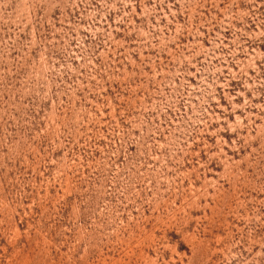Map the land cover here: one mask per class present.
Listing matches in <instances>:
<instances>
[{"label":"rangeland","instance_id":"obj_1","mask_svg":"<svg viewBox=\"0 0 264 264\" xmlns=\"http://www.w3.org/2000/svg\"><path fill=\"white\" fill-rule=\"evenodd\" d=\"M0 264H264V0H0Z\"/></svg>","mask_w":264,"mask_h":264}]
</instances>
